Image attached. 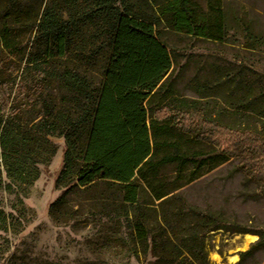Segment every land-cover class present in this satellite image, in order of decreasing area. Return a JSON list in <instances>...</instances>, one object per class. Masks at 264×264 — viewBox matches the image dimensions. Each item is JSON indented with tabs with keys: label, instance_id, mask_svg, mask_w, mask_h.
I'll return each instance as SVG.
<instances>
[{
	"label": "trees",
	"instance_id": "1",
	"mask_svg": "<svg viewBox=\"0 0 264 264\" xmlns=\"http://www.w3.org/2000/svg\"><path fill=\"white\" fill-rule=\"evenodd\" d=\"M227 22L218 1L205 10L194 0H0V190L22 203L57 154L52 138L63 139L60 196L48 208L57 227L104 221L100 246L117 258L198 264L194 242L222 218L186 209L183 188L242 146L253 175L264 150V74L203 66L184 82L191 64L177 45L223 43ZM249 37L248 49L263 44ZM18 211L0 209V231L22 226ZM251 246L237 264L263 237Z\"/></svg>",
	"mask_w": 264,
	"mask_h": 264
},
{
	"label": "rangeland",
	"instance_id": "2",
	"mask_svg": "<svg viewBox=\"0 0 264 264\" xmlns=\"http://www.w3.org/2000/svg\"><path fill=\"white\" fill-rule=\"evenodd\" d=\"M194 1L205 10L209 3L219 2L228 21V36L220 44L188 39L184 44L177 45L179 62L191 64V70L184 75V82L188 83L192 78L194 68L203 66L215 67L220 74H231L233 71H242L246 75L249 71L264 74V0ZM250 32L263 38V44L256 50L247 48L251 42ZM205 80L207 92L221 101L224 89H215L216 78L207 75ZM228 107L232 108V105L228 104ZM218 137L224 145H229L236 139L234 135L227 133ZM52 141L57 145V154L48 165L39 166V177L28 189L26 197L20 198L22 203L18 197L0 190V209L6 215L13 212L18 217L20 206L27 210L26 217L21 220V227L15 223L16 228L8 226L7 231H0V264L152 262L150 257L143 258L141 252L135 260L127 259L124 255L117 258V250L113 247L103 249L99 236L104 230V221H93L92 225L84 229L73 230L69 227H57L50 220L48 208L60 196V191L54 188V178L62 167L63 149V139L52 138ZM246 147L242 146L231 164H223L203 172L202 177L182 190L181 200L186 209L196 206L203 212H217L222 218L221 229L201 233L194 242L198 264H237L240 252L250 250L259 234L264 243V150L254 158L256 169L251 175L244 170L249 158ZM14 206L16 209L12 211ZM245 235H254L256 239L244 245ZM214 254L219 256V262L214 261ZM230 256H235L236 262L229 261ZM242 264H264V248H253L251 255L245 256Z\"/></svg>",
	"mask_w": 264,
	"mask_h": 264
},
{
	"label": "bare ground",
	"instance_id": "3",
	"mask_svg": "<svg viewBox=\"0 0 264 264\" xmlns=\"http://www.w3.org/2000/svg\"><path fill=\"white\" fill-rule=\"evenodd\" d=\"M255 239H256V236H254V235H245L244 236V245L246 243H250L251 241H254ZM213 259H214L215 262H219L220 261V258H219V256L217 254L213 255ZM229 261L236 262V257L235 256H233V257L230 256Z\"/></svg>",
	"mask_w": 264,
	"mask_h": 264
}]
</instances>
